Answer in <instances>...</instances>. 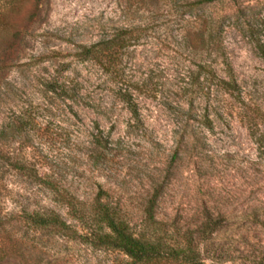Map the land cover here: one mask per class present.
<instances>
[{
	"label": "rangeland",
	"instance_id": "374dc122",
	"mask_svg": "<svg viewBox=\"0 0 264 264\" xmlns=\"http://www.w3.org/2000/svg\"><path fill=\"white\" fill-rule=\"evenodd\" d=\"M18 1L0 31V127L22 119L26 144L4 150L56 191L0 168V247L17 250L0 264H130L96 245L99 204L138 238L191 242L204 264H264V0ZM119 29L134 38L118 56L77 58ZM198 68L212 81L185 90Z\"/></svg>",
	"mask_w": 264,
	"mask_h": 264
},
{
	"label": "trees",
	"instance_id": "16d2710c",
	"mask_svg": "<svg viewBox=\"0 0 264 264\" xmlns=\"http://www.w3.org/2000/svg\"><path fill=\"white\" fill-rule=\"evenodd\" d=\"M129 4L138 5L140 2L141 5H147V3H153L155 0H128ZM140 1V2H139ZM132 2V3H130ZM19 7L18 0H0V31L11 32L13 27L17 25L15 20H12L11 17L16 18V10ZM130 13H128V16ZM13 21V22H12ZM18 29L13 32L14 36L18 34ZM132 29H119L114 32L108 39H103L93 44L91 46L80 47V51L77 54V58L81 62H95L99 65L102 64V59L104 55L108 58H113L118 56L117 52L125 48V46L134 38ZM170 39V37H168ZM185 42V37H182ZM104 66H106L104 64ZM5 69V65H0V71ZM8 69V67H6ZM196 75L188 78L187 84H185L184 89L192 91L194 88H199L201 83L208 80L212 81V75L210 73H205L204 76H201V69L198 68ZM203 80V81H200ZM230 87L227 83H222L223 87ZM59 87L61 92L64 91L66 86L54 84L50 82L47 84V91H56V88ZM74 89V86H73ZM121 91V90H120ZM70 92V91H67ZM123 103L130 109L132 112L135 110L134 105L132 104L131 95L126 90L119 92ZM27 124L20 118L14 117L9 120L6 124L0 127V168H10L15 171L24 172V175L32 177L34 175L35 179H38L41 183L49 186L51 189H55V185H50L46 180H43L38 176L34 165H29L26 163L23 158H13L8 149H4L8 146V141L12 137H22V143L26 144L24 135L26 134ZM25 142V143H24ZM2 169V168H1ZM1 174V171H0ZM99 200V199H97ZM98 203H100L98 201ZM152 209V203L149 205L147 214H150ZM146 213V212H145ZM97 221L101 224V227L104 228V232H100L96 235V245L99 247L109 248L115 251L122 253L126 258L129 259L130 264H204L200 259L199 253L192 246L191 242L185 244V246L171 247L161 242H152L149 240H144L136 237L128 224L122 220L118 215L116 210L109 204H99L97 212ZM150 217V216H149ZM21 218L28 225L37 228V229H46L52 228L57 231L63 232L65 234L69 233V227L63 222L57 214L52 212L48 213H29L23 211ZM102 228H99L102 230ZM12 248L6 249L0 247V263H3L4 260H7L10 255L17 253V250H12Z\"/></svg>",
	"mask_w": 264,
	"mask_h": 264
}]
</instances>
